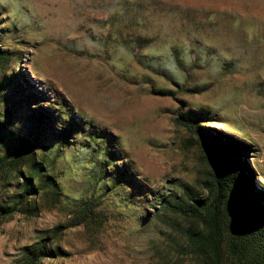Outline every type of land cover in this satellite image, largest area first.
I'll return each instance as SVG.
<instances>
[{
  "label": "rangeland",
  "instance_id": "374dc122",
  "mask_svg": "<svg viewBox=\"0 0 264 264\" xmlns=\"http://www.w3.org/2000/svg\"><path fill=\"white\" fill-rule=\"evenodd\" d=\"M0 47V119L13 110L27 135L37 107L69 131L35 149L58 200L0 218V264L52 235L62 251L44 264H192L185 220L162 201L203 198L208 159L179 114L245 142L264 190V0H0ZM18 191L0 173V205ZM82 202L98 217L74 224Z\"/></svg>",
  "mask_w": 264,
  "mask_h": 264
},
{
  "label": "trees",
  "instance_id": "16d2710c",
  "mask_svg": "<svg viewBox=\"0 0 264 264\" xmlns=\"http://www.w3.org/2000/svg\"><path fill=\"white\" fill-rule=\"evenodd\" d=\"M7 52L0 47V61L9 58ZM6 81L18 93L20 81L15 76ZM31 100V95L21 96L18 104ZM11 114L13 110L6 115V121L0 119V140L8 142L0 154V173L17 178L20 191L13 194L12 205H0V218L14 212L34 211L37 197L58 200L59 184L54 176L43 171L35 149L50 137L64 143L69 134L67 129L53 130L48 122L51 115L35 107L29 113L33 129L27 135H16L9 127ZM196 115L179 114L177 119L200 138L202 152L208 159L201 180L205 196L195 197L186 189L177 198L163 199L162 207L184 218V248L193 259L192 264H264V190L254 183L252 169L245 160L249 146L228 134H212L199 123ZM91 138L93 134L86 141L90 142ZM103 150L104 160L114 157L109 149ZM77 215L81 221L74 224L98 217L86 202L80 204ZM53 238V235L45 236L24 245L12 264H44V259L58 256L62 249Z\"/></svg>",
  "mask_w": 264,
  "mask_h": 264
}]
</instances>
